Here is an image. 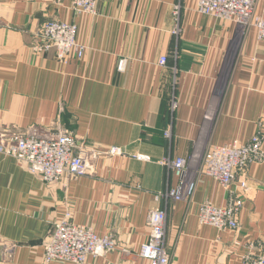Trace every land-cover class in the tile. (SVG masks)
Returning <instances> with one entry per match:
<instances>
[{"label":"crops","instance_id":"crops-1","mask_svg":"<svg viewBox=\"0 0 264 264\" xmlns=\"http://www.w3.org/2000/svg\"><path fill=\"white\" fill-rule=\"evenodd\" d=\"M195 8V0H103L95 15H77L67 0H0V133L44 137L67 129L94 150L116 146L128 155L92 153L94 173L48 184L0 153V264H43L53 224L66 212L129 249L85 264H149L137 251L156 208L166 212L169 264H246L245 256L261 253L264 163L246 171L237 230L199 223L201 203L223 207L228 199L206 176L195 179L189 200L156 199L177 184L161 159L184 158L193 172L210 147L246 144L264 130V41L253 28L241 31ZM255 15L264 18V0ZM52 19L75 25L81 58L62 65L52 52L30 50ZM120 59L127 61L122 73ZM137 153L151 161L131 158Z\"/></svg>","mask_w":264,"mask_h":264},{"label":"built area","instance_id":"built-area-1","mask_svg":"<svg viewBox=\"0 0 264 264\" xmlns=\"http://www.w3.org/2000/svg\"><path fill=\"white\" fill-rule=\"evenodd\" d=\"M58 2L63 0H57ZM98 0H72L73 9L77 12L94 14ZM196 12L219 20L230 21L240 30L246 32L255 29L258 40H264V18L255 15L257 0H195ZM179 6L175 7V15ZM38 39L33 43V50L44 53L55 52V58L66 63L68 56L81 58L84 47L76 42V27L60 21L45 22L37 33ZM166 57H161L160 65L166 64ZM126 59H120L117 71L126 68ZM177 104L172 99L171 108ZM170 137V133H165ZM75 136L67 129L44 137L35 133L27 137L10 135L0 141V153L14 158L26 165L32 174L39 175L46 183L60 181L64 176L80 177L91 171L92 162L82 147H78ZM110 156H124L120 147H108ZM133 158L140 162H150L147 155L135 154ZM264 163V130L255 134L246 144L236 141L211 147L203 159L200 169L191 172L190 163L184 158L167 156L159 164L171 172L177 179L174 187L157 196L166 200L180 202L189 200L195 191L196 175L199 173L214 179L228 193L223 207L204 202L198 209V221L201 225L211 226L218 230H237L238 216L243 207V196L247 193L246 171L251 164ZM236 184L235 186H233ZM71 214L64 216L53 224L48 242L44 245V264H84L87 257H97L113 250L115 242L111 236H97L90 227L77 225L70 221ZM166 212L162 209H151L147 215L148 241L141 245L139 256L149 264H169L170 253L166 249L165 238ZM12 248L4 250V260L11 257ZM246 264H264V250L260 254L245 256Z\"/></svg>","mask_w":264,"mask_h":264},{"label":"rangeland","instance_id":"rangeland-1","mask_svg":"<svg viewBox=\"0 0 264 264\" xmlns=\"http://www.w3.org/2000/svg\"><path fill=\"white\" fill-rule=\"evenodd\" d=\"M55 1V3L56 4H58V5H60L63 1H66V0H63V1H60V2H58L57 0H54ZM67 1H69L70 2V7H71V9H72V11H74L77 15H95L96 14V12L94 13V14H87V13H81V12H77V11H75L74 9H73V4H72V0H67ZM99 1H103V0H98L97 1V4H98V2ZM97 10V5H96V9H95V11ZM254 12H255V9H254ZM52 20H55V21H60V20H56V19H52ZM47 22V21H46ZM60 22H63V23H67V24H69V25H72V26H75L74 24H71V23H68V22H65V21H60ZM38 31H39V29H38ZM38 31L36 32V34H35V39H38V36H37V33H38ZM242 31V30H241ZM177 32H178V29H177V27L172 31V33L173 34H177ZM260 41V40H259ZM262 41H264V40H262ZM76 42H77V39H76ZM78 43V42H77ZM79 44V43H78ZM33 45V44H32ZM80 45V44H79ZM80 46H82V45H80ZM83 47V46H82ZM30 50L34 53V54H37V55H39V54H45V53H50V52H52L53 54H54V56H55V52L53 51V50H50V51H48V52H44V53H37V52H35L34 50H33V46H31L30 47ZM85 50V49H84ZM84 52V51H83ZM73 55H74V52H71L70 53V55L68 56V59H67V61H66V63H62V62H60V61H58L57 59V61L59 62V63H61L62 65H66L67 63H68V61L70 60V59H72L73 58ZM56 57V56H55ZM118 64V63H117ZM176 102V104H177V101H175ZM178 106V105H177ZM69 133H71L72 135H74V133L73 132H70V131H68ZM166 133H169V131H167ZM54 134V133H53ZM10 135H19V134H15V133H9V134H7V133H4V134H2V133H0V141L3 139V138H5V137H9ZM29 135V134H28ZM28 135H19V136H23V137H27ZM75 136V135H74ZM75 139H76V136H75ZM76 141H77V143L78 144H76L79 148L80 147H82L83 146V144L86 146V147H84L83 146V150H85V152L88 154V155H90V154H92V155H96V156H98L99 154H101V153H103V154H106L107 156H109L110 157V155L109 154H107V148L103 151V152H100V151H97V150H94L92 147H88V145H86L85 144V142H78V140L76 139ZM83 143V144H82ZM217 146H219V145H217ZM111 147H115V146H111ZM213 147V146H212ZM211 148V147H210ZM209 148V149H210ZM122 149V148H121ZM208 149V150H209ZM123 150V149H122ZM208 150L207 151H205L204 153H203V155L200 157V159L198 160V164H197V166H196V170L197 169H200L201 168V166H202V163H203V159H204V157H205V155L207 154V152H208ZM125 153V152H124ZM138 154V153H137ZM135 154H132V155H130L131 156V158H133V156H134ZM125 156H128V155H124V157ZM111 157H116V156H111ZM120 157H123V156H120ZM134 159V158H133ZM135 160V159H134ZM20 163V162H19ZM20 164H22V163H20ZM22 165H24V164H22ZM91 165V171L90 172H88V173H86V175H91L92 173H94V169H95V164H90ZM25 167H26V165H24ZM27 168V167H26ZM86 175H83V176H86ZM199 176H205L204 174H202V173H199V174H197L196 175V177L195 178H197V177H199ZM80 177H82V176H80ZM80 177H72V178H69V177H67V176H64V177H62L61 179H60V181L62 180V179H64L65 181H69V180H75V179H78V178H80ZM207 177V176H206ZM208 178H210V177H208ZM212 179V178H211ZM214 180V179H213ZM60 181H57V182H53V183H58V182H60ZM215 181V180H214ZM53 183H49V184H53ZM196 184V183H195ZM195 188H196V186H195ZM245 196H246V194H245ZM244 196V197H245ZM243 201H244V199H243ZM206 202H209V201H206ZM204 203V202H203ZM202 204V203H201ZM200 204V205H201ZM199 205V206H200ZM243 205H244V203H243ZM63 217V216H62ZM61 217V218H62ZM60 218V219H61ZM59 219V220H60ZM70 221L72 222V223H74L73 221H72V218L70 217ZM91 228V227H90ZM239 228V227H238ZM92 229V228H91ZM93 230V229H92ZM94 232V231H93ZM148 234H149V232H148ZM97 235V234H96ZM98 236V235H97ZM106 236H108V235H106ZM109 236H111L112 237V239L114 240V242H115V248L113 249V250H110V251H106V252H104V254L103 255H100V256H97V257H92V256H89V257H87V259L88 258H99V257H104V256H106L107 254H109V253H112V252H115V251H119L122 255H126V254H128L129 253V249H127V248H120L119 247V245H118V243H117V241H116V239L112 236V235H109ZM103 237V236H102ZM148 239H149V237H148ZM148 241V240H147ZM146 243V242H145ZM144 243V244H145ZM140 248H141V245H140V247L138 248V251H137V256L139 257V258H141L140 256H139V251H140ZM262 250H264V247L262 248ZM44 254H45V248H44ZM44 254H43V258H44ZM10 259V258H9ZM9 259H6V260H9ZM87 259H86V261H87ZM142 259V258H141ZM86 261H85V263H86ZM146 261V260H145ZM148 262V261H147ZM84 263V264H85ZM43 264H44V261H43ZM51 264H53V263H51ZM58 264H60V263H58ZM67 264V263H66Z\"/></svg>","mask_w":264,"mask_h":264}]
</instances>
